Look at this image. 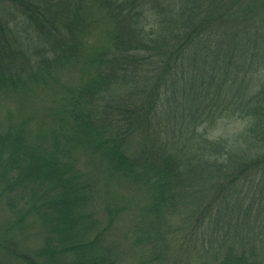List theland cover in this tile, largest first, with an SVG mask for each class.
<instances>
[{
	"label": "trees",
	"instance_id": "16d2710c",
	"mask_svg": "<svg viewBox=\"0 0 264 264\" xmlns=\"http://www.w3.org/2000/svg\"><path fill=\"white\" fill-rule=\"evenodd\" d=\"M38 92L35 131L0 114V264H116L121 210L186 264H264V0H0V98Z\"/></svg>",
	"mask_w": 264,
	"mask_h": 264
},
{
	"label": "rangeland",
	"instance_id": "374dc122",
	"mask_svg": "<svg viewBox=\"0 0 264 264\" xmlns=\"http://www.w3.org/2000/svg\"><path fill=\"white\" fill-rule=\"evenodd\" d=\"M39 92L31 94L27 100H20L18 103L16 101V96H13L12 93L7 94L0 98V114L4 113V110L9 108L10 110L15 111L17 108H20L22 111L21 115H25L24 118H28L30 121L31 131H35L37 127L41 125L43 118L40 114H36L38 107H40L45 100V97ZM29 96V95H28ZM25 110V111H23ZM22 117V116H21ZM239 125L238 122L233 120L223 119V122L220 123L218 128L215 130L216 136L231 134L236 127ZM240 124L238 128L241 126ZM237 128V129H238ZM83 162V159H81ZM105 174H101L102 185H105ZM116 189V188H115ZM118 193L126 198L129 196L127 192L118 191ZM98 199V198H97ZM100 201V199H98ZM96 201L94 205V212L98 214L100 220H105L103 213L101 212L102 202ZM13 214L11 209L4 204L2 200L0 203V225L5 224V220L8 221L9 218H12ZM135 217L132 212L129 210H121L118 215L114 218V225L111 229L110 235L106 239L107 245L110 247V252L112 258L116 264H186L188 258L193 259L196 256V252L193 250H186L180 247L182 239L185 240L184 236H180V242L175 243L169 241L168 238L164 240L165 248L159 247L158 250H152V247H149L148 244H134V241L130 240L127 236H135L129 233L130 230H133ZM40 234L39 229L35 228L27 233L29 239V244L41 246L42 238L38 235ZM43 235V233H41ZM104 243V242H103ZM102 243V244H103ZM155 244L153 243V246ZM165 259L164 262L162 260Z\"/></svg>",
	"mask_w": 264,
	"mask_h": 264
}]
</instances>
